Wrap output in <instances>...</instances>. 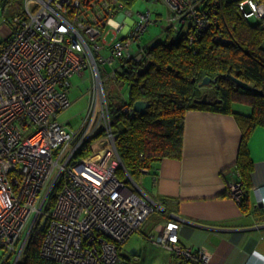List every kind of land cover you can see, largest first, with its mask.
Here are the masks:
<instances>
[{"label":"built area","instance_id":"built-area-1","mask_svg":"<svg viewBox=\"0 0 264 264\" xmlns=\"http://www.w3.org/2000/svg\"><path fill=\"white\" fill-rule=\"evenodd\" d=\"M132 1L23 0V17L11 21L9 38L0 44V249L12 264L43 218L42 258L57 264H120L123 245L162 208L129 176L128 181L118 177L124 166L104 91L120 62L141 57L152 43L140 41L157 22L150 10L138 12L137 21L125 11V25L114 18ZM151 1L166 5L174 33L192 31L190 42L216 23L213 14L221 2ZM228 1H236L241 16L264 29V0ZM87 71L93 84L86 118L77 129H67L56 116L71 106L70 79ZM125 112L134 113L132 107ZM99 130L90 154L77 158ZM145 172L150 169H141ZM130 181L138 189L130 188ZM228 184L229 196L239 203L242 184ZM56 187L54 205L46 212ZM178 230L179 223L168 221L149 240L182 260L208 264L203 249L180 245Z\"/></svg>","mask_w":264,"mask_h":264},{"label":"trees","instance_id":"trees-1","mask_svg":"<svg viewBox=\"0 0 264 264\" xmlns=\"http://www.w3.org/2000/svg\"><path fill=\"white\" fill-rule=\"evenodd\" d=\"M220 1L213 14L216 23L200 30L195 40L190 42L192 31L189 29L174 33L166 26L163 41L145 46L139 58L121 61L120 69L107 81L125 85L127 98L107 93L106 100L116 149L124 166V170L119 169L118 177L123 181H128L127 176L139 179L141 169H152L162 159H180L185 112L206 110L231 114L241 133L235 167L244 190L239 205L246 211L252 169L247 140L256 127L264 128V29L257 21L245 20L238 12L236 1ZM22 5L23 0H0L9 30L15 17H23ZM204 78L210 79L209 85L198 88ZM233 78L251 85V91L237 86ZM203 95L209 103L197 102ZM139 101L149 104L145 113L125 112ZM243 108L248 112L241 110ZM101 134L99 130L86 140L76 157L89 155V146ZM57 190L58 187L52 190L46 212L54 205ZM44 233L36 228L16 264H57L39 253ZM1 255V264H12V257L4 260L3 251ZM169 264L200 263L172 254Z\"/></svg>","mask_w":264,"mask_h":264},{"label":"crops","instance_id":"crops-1","mask_svg":"<svg viewBox=\"0 0 264 264\" xmlns=\"http://www.w3.org/2000/svg\"><path fill=\"white\" fill-rule=\"evenodd\" d=\"M109 91L122 99L128 95L114 82ZM185 113L180 159H162L138 179L144 195L162 205L145 236L173 220L179 223L180 245L203 249L208 264H264V128L256 127L247 140L252 169L243 211L228 191V183L242 182L235 167L241 133L233 116ZM157 247L169 253V264L174 253Z\"/></svg>","mask_w":264,"mask_h":264},{"label":"rangeland","instance_id":"rangeland-1","mask_svg":"<svg viewBox=\"0 0 264 264\" xmlns=\"http://www.w3.org/2000/svg\"><path fill=\"white\" fill-rule=\"evenodd\" d=\"M125 5V10L118 13L114 17L116 21L125 25L128 19H131V21H137L136 14L138 12H145L147 10H150L153 16V20L157 22L150 25L148 31L142 35L140 39L141 44L147 45L151 42L163 41V29L164 27L168 26L167 7L164 3H158L151 0H133L132 2H129V4L125 3ZM127 10L133 13V16L128 19L125 17V11ZM5 17L6 14H2V10L0 8V43L7 39V37L10 35V30L8 28L9 24L7 21H5ZM250 20L252 22L256 21L254 19ZM118 37L120 38L121 35H119ZM102 76H104V73ZM71 81L72 87H70L71 90L69 93L71 106L68 107L67 110L58 113L56 118L59 122L66 125L67 129H77L84 118H86L85 115L88 112V102L90 98L89 91L92 87L93 80H91L87 71L83 76L79 78L75 76L71 79ZM112 84V80L106 81L104 83V91H106V94L110 93L111 96H115L111 91H109ZM119 87L120 89L128 92L125 85L120 84ZM206 90L208 89L206 88ZM116 93H120L117 87ZM241 110L245 109L243 108ZM245 112H248V110H245ZM134 182H136V184H138L141 188L143 187V185L141 186V184L139 183L138 179L134 180ZM134 182L130 181L127 184L130 188L138 189L135 186ZM143 190L144 188H142V192H144ZM138 194L144 197L141 192H138ZM158 212L159 210L154 211L146 218V220L141 224V227L139 228L140 233H143L144 235L151 234L148 231L154 227ZM139 232H135L124 244V247L122 248L123 251L120 264H165L167 261H169L168 259L170 255L166 250L157 247L154 243L152 244L148 239L146 240L144 237H142ZM135 249H137L139 252V255L137 256L131 254V250ZM1 252L2 249H0V257Z\"/></svg>","mask_w":264,"mask_h":264},{"label":"water","instance_id":"water-1","mask_svg":"<svg viewBox=\"0 0 264 264\" xmlns=\"http://www.w3.org/2000/svg\"><path fill=\"white\" fill-rule=\"evenodd\" d=\"M232 81L237 85V86H240L242 89L244 90H247V91H251L252 87L251 85H247L246 83L240 81L239 79H235L233 78ZM210 83V79L209 78H204L200 84H198V88H202V87H206L208 86ZM199 102L200 104H205V103H209L208 102V99L206 98V95H203L202 98L197 101ZM149 104L147 102H144V101H139V102H135L132 106V109L135 113L137 114H142V113H145L146 109L148 108ZM45 223H46V218H43L42 221L40 222L39 226H38V229L40 231H43L44 229V226H45ZM131 254L132 255H139V252L137 250H132L131 251Z\"/></svg>","mask_w":264,"mask_h":264},{"label":"clouds","instance_id":"clouds-1","mask_svg":"<svg viewBox=\"0 0 264 264\" xmlns=\"http://www.w3.org/2000/svg\"><path fill=\"white\" fill-rule=\"evenodd\" d=\"M138 232H139V230H138Z\"/></svg>","mask_w":264,"mask_h":264}]
</instances>
